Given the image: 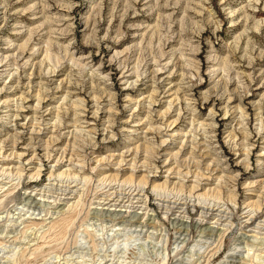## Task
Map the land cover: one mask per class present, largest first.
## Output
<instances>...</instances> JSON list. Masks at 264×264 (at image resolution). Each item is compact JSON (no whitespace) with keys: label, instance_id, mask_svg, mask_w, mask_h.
<instances>
[{"label":"rangeland","instance_id":"374dc122","mask_svg":"<svg viewBox=\"0 0 264 264\" xmlns=\"http://www.w3.org/2000/svg\"><path fill=\"white\" fill-rule=\"evenodd\" d=\"M0 264H264V0H0Z\"/></svg>","mask_w":264,"mask_h":264},{"label":"bare ground","instance_id":"6f19581e","mask_svg":"<svg viewBox=\"0 0 264 264\" xmlns=\"http://www.w3.org/2000/svg\"><path fill=\"white\" fill-rule=\"evenodd\" d=\"M23 52H24V51H23ZM64 55H65V54H64ZM46 61H47V60H46ZM39 89H40V88H39ZM40 91H41V90H40ZM154 94H155V93H154ZM222 95H223V94H222ZM37 96H38V95H37ZM38 97H39V96H38ZM40 100H41V99H40ZM227 100H230V99L227 98ZM150 103H151V102H150ZM152 104H153V100H152ZM153 105H154V104H153ZM19 108H20V107H18L17 109L19 110ZM18 110H17V111H18ZM168 111H169V110H166V111L164 110V112H163V113H164V115H163L164 117L166 116V114L168 113ZM15 117H16V116H15ZM162 120H163V119H162ZM148 122H149V121H148ZM175 123H176V121L173 120L168 126H167V125H165V126H167L166 128H168V127H171V125L174 126ZM174 127H175V126H174ZM147 129H148V130H147ZM147 129H146V130L148 131V133H150L149 131H152L151 128H147ZM172 129H173V128H172ZM157 131H158V130H157ZM166 131H167V130H166ZM159 132H160V131H159ZM15 142L17 143V140H15ZM55 142H56V139H54V138H50V137H49V143L52 144V143H55ZM162 143H163V142H162ZM137 148H138V147H137ZM143 148H144V146H143ZM135 152H136V151H135ZM140 152H141V151H140ZM152 152H153V151H152ZM178 153H179V152H178ZM190 155H191V154H190ZM111 156H112V155H111ZM194 167H195V166H194ZM154 187H156V185H155Z\"/></svg>","mask_w":264,"mask_h":264}]
</instances>
